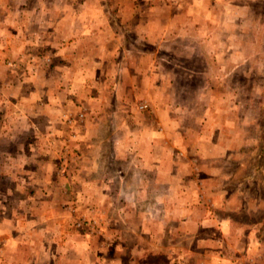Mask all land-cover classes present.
<instances>
[{
  "label": "rangeland",
  "instance_id": "obj_1",
  "mask_svg": "<svg viewBox=\"0 0 264 264\" xmlns=\"http://www.w3.org/2000/svg\"><path fill=\"white\" fill-rule=\"evenodd\" d=\"M0 264H264V0H0Z\"/></svg>",
  "mask_w": 264,
  "mask_h": 264
},
{
  "label": "crops",
  "instance_id": "obj_2",
  "mask_svg": "<svg viewBox=\"0 0 264 264\" xmlns=\"http://www.w3.org/2000/svg\"><path fill=\"white\" fill-rule=\"evenodd\" d=\"M114 90H111L112 95H115V92H117L116 87L112 88ZM116 89V90H115ZM125 89V88H124ZM115 99L117 101L114 102L116 104H114L115 106H112V108L110 109L112 111V113H114L115 115L118 114L119 110L121 109L122 106V102H120V99L118 97L115 96ZM82 113V112H81ZM84 113H82L83 115ZM63 115V114H62ZM116 117V116H114ZM116 119V118H115ZM118 122V120H117ZM122 122H124V120H122L120 122V124H122ZM128 138V137H126ZM148 138H142L138 140V142L141 144L143 142H146L148 140H145ZM116 142V139H114ZM113 140V141H114ZM128 141H130L129 139H126L125 143H129ZM151 143V142H149ZM127 149V148H126ZM132 151V152H131ZM131 152V153H130ZM117 153V152H116ZM113 154L111 153V157L110 160L114 161L117 159V154ZM128 159L131 160V162H135L132 163L134 164L133 168H126L124 170H115L114 168L110 169L109 171H102V169H98V167H93V168H87V171H85L83 173V176L85 175H92L94 176V181L92 183V185H90L89 187H92L91 189L94 190H98V191H114V190H118V191H125V196L123 199L120 200V203L118 204L119 206L122 207H143L146 205V201H148L149 199V193L150 190L151 191H157V194L159 191H164L165 190V175H166V171L164 170V167H159V165L157 166H146L143 164L144 160L149 156H153L152 160H157V163L159 164V162H161V159L163 161L164 158V154L163 151H156V152H148V151H141L139 153L137 152H133V150H128ZM152 153V154H150ZM156 153V155H154ZM130 154V155H129ZM160 160V161H159ZM162 166V165H161ZM98 175H100L101 177H97ZM103 175V177H102ZM150 175L152 176L150 178ZM109 178V179H107ZM109 182H107V180ZM86 184V183H85ZM145 192V193H143ZM121 197H119L120 199ZM164 198V196H162V199ZM156 201L158 203H162L159 202L158 197L155 198ZM125 200V201H124ZM117 205V206H118ZM163 207V206H162ZM165 207V205H164ZM128 212V211H127ZM127 212L125 211L126 215H130L133 214V210L129 211V214H127ZM142 216L144 215V213L141 211L140 213ZM135 215V214H134ZM147 217V216H146ZM145 217V218H146ZM149 217V216H148Z\"/></svg>",
  "mask_w": 264,
  "mask_h": 264
},
{
  "label": "built area",
  "instance_id": "obj_3",
  "mask_svg": "<svg viewBox=\"0 0 264 264\" xmlns=\"http://www.w3.org/2000/svg\"><path fill=\"white\" fill-rule=\"evenodd\" d=\"M78 116H79V117H82V113H78ZM68 121H70V120H68Z\"/></svg>",
  "mask_w": 264,
  "mask_h": 264
},
{
  "label": "trees",
  "instance_id": "obj_4",
  "mask_svg": "<svg viewBox=\"0 0 264 264\" xmlns=\"http://www.w3.org/2000/svg\"><path fill=\"white\" fill-rule=\"evenodd\" d=\"M196 78H197V77H196ZM198 78H199V79H201V78H202V79H205V77H203V76H200V77H198Z\"/></svg>",
  "mask_w": 264,
  "mask_h": 264
}]
</instances>
